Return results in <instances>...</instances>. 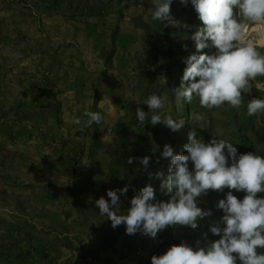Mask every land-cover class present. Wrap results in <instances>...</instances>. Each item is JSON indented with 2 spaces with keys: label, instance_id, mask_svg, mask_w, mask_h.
I'll list each match as a JSON object with an SVG mask.
<instances>
[{
  "label": "crops",
  "instance_id": "obj_1",
  "mask_svg": "<svg viewBox=\"0 0 264 264\" xmlns=\"http://www.w3.org/2000/svg\"><path fill=\"white\" fill-rule=\"evenodd\" d=\"M71 1L69 15H87L48 18L44 22L53 28L27 37L25 49L0 52V264H129L130 234L124 225L113 229L95 201L110 200V189L130 187L125 156L145 124L136 117L141 106L134 88L137 76L153 66L150 51L162 42L161 32L149 35L151 22L140 18H97L98 0ZM52 65L51 79L42 80L40 73ZM222 109L213 117L219 138ZM85 112L103 119L89 125ZM236 123L242 132L223 138L241 154L264 155V115L241 113ZM79 155L88 163H76ZM227 191L201 197L198 206L213 215L198 229L184 226L173 233L159 254L182 241L203 246L205 233L219 239L209 226L223 215L216 204ZM132 197L121 195L122 210ZM142 246V240L135 244L137 260L144 255Z\"/></svg>",
  "mask_w": 264,
  "mask_h": 264
},
{
  "label": "clouds",
  "instance_id": "obj_2",
  "mask_svg": "<svg viewBox=\"0 0 264 264\" xmlns=\"http://www.w3.org/2000/svg\"><path fill=\"white\" fill-rule=\"evenodd\" d=\"M173 0H154L152 19L174 27L191 29V25L180 24L171 14ZM189 4L202 21L192 35L196 51L184 59L182 79L175 95L191 103L198 98L203 108L222 106L240 108L242 93L249 91L250 82L264 77V51L260 41L264 38V0H180ZM206 48L215 49L211 54ZM199 78V79H197ZM256 89L264 91V84L257 82ZM143 104L145 112L136 109L138 122L149 119L155 126L163 123L173 132L185 125V121L163 116L164 98L148 96ZM247 115H264V98L254 97L247 102ZM89 125L99 124L103 117L98 112H85ZM79 125V118L73 120ZM184 145L187 154H175L171 145H165L162 157L170 160L168 174L156 173L161 180L160 190L167 200L156 197V189L148 184L142 187L130 200V206L121 209V195L128 187L108 190L107 197L95 201V207L102 216L111 221L113 229L124 225L126 234H141L151 238L169 226H187L198 229L200 222L211 217V209L198 205L200 198L209 191L223 193L216 208L222 210L219 220L209 226L217 240L204 243L197 241L195 247L182 241L172 245L160 255L151 257V264H264V155L256 152L241 154L232 142L223 138H212L205 142L195 129L188 133ZM130 158L128 163H132ZM150 157L140 158L145 169ZM87 164L88 161L82 162ZM191 165V167H190ZM235 192L244 193L238 198ZM119 193V194H118Z\"/></svg>",
  "mask_w": 264,
  "mask_h": 264
},
{
  "label": "rangeland",
  "instance_id": "obj_3",
  "mask_svg": "<svg viewBox=\"0 0 264 264\" xmlns=\"http://www.w3.org/2000/svg\"><path fill=\"white\" fill-rule=\"evenodd\" d=\"M73 4L71 0H0V52L25 49L27 37L33 38V36L45 33L48 28H53L49 23L44 22L48 18L55 21L60 18H80L87 15L85 12L76 14L75 11L69 15L67 8L69 6L73 8ZM77 8L75 6L74 9ZM93 8V13H96L97 18L105 17L119 21L140 18L144 20V23L147 20L151 22L149 30L145 29L149 35L157 36V33L161 32L162 42H156L158 38L155 39V46L150 51L153 66L141 78L137 76L139 84L134 88V91L138 95V104L145 112H148L149 108L143 104L144 100L150 95H158L164 98V108L159 110L160 113L163 116H172L177 120L182 119L185 121V125L177 132H173L163 123L153 126L150 123L152 113L149 112V119L145 121L142 131L137 130V134L131 140V152L125 156V159L127 162L130 158L133 160L131 164L128 163L131 177L128 195L134 196L142 187L151 184L156 189L157 199L167 200V194L160 190L161 180L155 175L158 172H164L165 176L168 174L170 160L162 157L164 146L171 145L175 154H187L184 145L189 142L188 133L195 129L198 137L204 139L199 131L206 121H209L210 125H212L214 136L219 138L217 137L213 118L217 108L208 109L201 107L198 98H194L190 104L182 98L178 101L174 93L175 89L180 85L183 71L186 67L184 59L196 51L191 35L202 26V21L198 19L190 4L184 6L180 3V0H173L171 14L180 24L191 25L190 30L153 20L154 0H98L97 5H93ZM44 26H47V29ZM49 34H51L50 30ZM259 46L260 50L264 51V40L261 39ZM202 51L211 54L215 49L206 48ZM170 52H172L171 57L169 56ZM177 63L178 65H176ZM53 69V65L50 68L46 67L40 73L41 79L50 80V73H52ZM34 72L36 74L39 73L37 70ZM257 78L264 79V77ZM242 96L243 104L240 108L222 106V116L225 124H223L222 129L218 130L220 138L231 136L232 133L237 136V133L240 134L242 132L240 128H237L238 123H236L240 114L247 112L245 94L242 93ZM228 120L232 122H228ZM223 139L229 140L228 138ZM145 156L150 157L147 169L140 163V158ZM82 161L80 155L75 159L76 163ZM183 228L184 226H169L155 238L139 233L129 235L128 243L132 247V250L130 249V251L126 252L129 264H135L137 261L139 264H151V257L160 255L159 248L160 251L163 250V246L167 245L170 236H173V233ZM141 240L143 241L144 255L142 258L140 257V260H137L135 244ZM139 251L140 256H142L141 250Z\"/></svg>",
  "mask_w": 264,
  "mask_h": 264
},
{
  "label": "trees",
  "instance_id": "obj_4",
  "mask_svg": "<svg viewBox=\"0 0 264 264\" xmlns=\"http://www.w3.org/2000/svg\"><path fill=\"white\" fill-rule=\"evenodd\" d=\"M169 56H172V52H170ZM178 65V63L176 64ZM201 133V135L204 137L205 142L210 141L212 138H216L214 136V131H213V127L212 125H210L209 121H206L202 126L201 129L199 131Z\"/></svg>",
  "mask_w": 264,
  "mask_h": 264
},
{
  "label": "built area",
  "instance_id": "obj_5",
  "mask_svg": "<svg viewBox=\"0 0 264 264\" xmlns=\"http://www.w3.org/2000/svg\"><path fill=\"white\" fill-rule=\"evenodd\" d=\"M257 82H260V83H262V84H264V80L263 79H258L257 81H253V82H250V88H254V90H255V93H252V92H250V93H246V98H247V102L250 100V99H252V98H254V97H258V98H264V91H258L257 89H256V83Z\"/></svg>",
  "mask_w": 264,
  "mask_h": 264
},
{
  "label": "bare ground",
  "instance_id": "obj_6",
  "mask_svg": "<svg viewBox=\"0 0 264 264\" xmlns=\"http://www.w3.org/2000/svg\"><path fill=\"white\" fill-rule=\"evenodd\" d=\"M262 40H264V38H262Z\"/></svg>",
  "mask_w": 264,
  "mask_h": 264
}]
</instances>
